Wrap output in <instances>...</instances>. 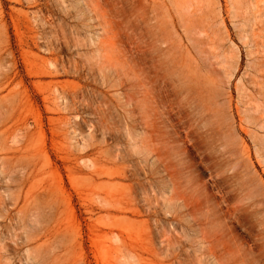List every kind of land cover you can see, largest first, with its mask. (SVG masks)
Wrapping results in <instances>:
<instances>
[{"label":"rangeland","instance_id":"obj_1","mask_svg":"<svg viewBox=\"0 0 264 264\" xmlns=\"http://www.w3.org/2000/svg\"><path fill=\"white\" fill-rule=\"evenodd\" d=\"M0 264H264V0H0Z\"/></svg>","mask_w":264,"mask_h":264}]
</instances>
